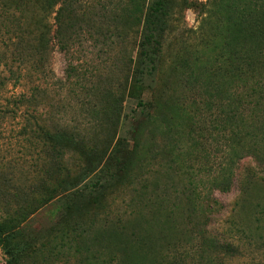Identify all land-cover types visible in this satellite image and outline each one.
<instances>
[{
	"label": "rangeland",
	"instance_id": "obj_1",
	"mask_svg": "<svg viewBox=\"0 0 264 264\" xmlns=\"http://www.w3.org/2000/svg\"><path fill=\"white\" fill-rule=\"evenodd\" d=\"M87 1L89 19L81 22L82 11L75 10L67 20L69 33H82L84 47L71 56L51 40L45 74L27 76L12 60V47L3 43L5 30L0 31V220L24 211L28 215L13 239L16 264H264V180L252 182L246 202L236 211L239 178L231 191L212 192L222 204L218 212L204 205L202 212L193 213L191 202L181 195L190 172L208 181L215 150L208 133L195 126L196 111L185 86L189 70L182 64L196 68L195 58L207 63L214 53L200 29L208 0H170L158 70L145 85L133 80L141 27L105 52L101 29L114 25L95 15L109 1ZM71 61L85 75L79 86L67 81ZM119 82L126 87L122 111L118 119L106 121L98 89ZM37 85L40 90L35 91ZM93 86L95 94L89 97L87 88ZM153 96L152 106L142 112L140 100ZM70 132L84 142L75 150L61 138L55 144L48 135ZM56 151L64 156L63 171L56 165ZM111 151L120 161L116 165L113 158V169L121 166L94 195L85 185ZM251 164V158L243 159L238 174ZM58 182L68 191L59 203L61 211L56 212V204L38 210L39 191ZM230 215L248 234H226ZM211 241H233L245 255L228 262L226 251ZM0 264H7L4 249Z\"/></svg>",
	"mask_w": 264,
	"mask_h": 264
},
{
	"label": "trees",
	"instance_id": "obj_2",
	"mask_svg": "<svg viewBox=\"0 0 264 264\" xmlns=\"http://www.w3.org/2000/svg\"><path fill=\"white\" fill-rule=\"evenodd\" d=\"M13 1L15 2L9 3L0 0V31L5 30L1 35L5 37L6 42L3 43L12 47V60L27 71V76L45 74L42 67L45 51L51 40L61 52L71 56H74L76 48L84 47V41L80 38L82 33H69L67 20L75 10L82 11L81 22L89 19L87 11L90 6L87 0ZM108 1L107 4H101L103 12L95 15L97 21L114 25V27L107 25L105 32L101 29L105 52H111L118 43L119 45L124 43L133 29L140 30L141 27L133 80L134 83L145 85V80L152 78L158 70L162 39L170 16V0H129L130 3L125 0ZM95 8H98L97 4ZM204 9L205 18L200 29L203 38L213 44L214 53L206 62L214 64L212 67L211 64H201V58L194 59L192 64L194 67L197 66L196 68H190L189 63L182 64L189 70L185 86L194 107L191 103L190 105L196 111L198 126L197 122L195 126L203 135L208 133L207 138L213 141L215 150L210 159L208 181L203 182L202 178L198 180L200 176L196 172H190L188 186L181 195L191 202L193 213L202 212L204 205H209L211 209L214 207L213 211L218 212L222 204L216 198H212V194L216 191L221 193L231 191L235 180L239 178V195L234 203L236 211V208H240L246 202L252 182L264 180V0H208ZM140 10L142 15H139ZM51 17L53 22L50 24ZM79 29L83 31L81 27ZM115 40L119 42L116 43ZM130 61L133 63V59L130 58ZM116 67L118 69L119 66ZM11 72L15 74L13 70ZM67 74V81L73 86L81 85L85 78V75L74 66L73 61L69 64ZM74 77L77 78L76 81ZM107 86L103 91L97 89L101 95V111L106 121H110L113 117L118 119L122 111L121 98L124 97L126 87L122 82L110 83ZM95 87L87 88L89 91L87 96L92 97V94H95ZM34 90H40V86L37 85ZM88 101L91 103V100ZM153 101L154 96L152 100L141 99L138 107L145 112L152 106ZM169 107L170 111L175 110L172 99ZM185 111L183 110V113ZM137 119H134L135 122ZM48 135L55 144L60 143L61 138V143L71 150L84 144L79 139L80 136L72 132L69 136H66V133ZM113 152L108 155L100 170L96 168L92 172L93 177L85 185L90 193L98 195L109 182V178L113 177V170L121 166L113 169V158L116 165L120 163ZM54 157L57 167L63 171L64 156L56 151ZM245 158H251L252 164L238 174L240 163ZM207 182L211 191L206 188ZM63 184L58 182L55 186L48 185L39 191L38 210L56 204V212L61 211L59 203L68 197V191L64 190ZM201 199L204 201L199 203ZM217 207L220 208L217 210ZM27 217L24 211L18 216L0 220V249L5 250L7 264H16L13 239L19 235L21 226L24 223L26 225ZM25 225L22 228H25ZM225 227L226 234H248V231L233 220L231 215ZM206 234L209 233L206 231ZM211 242L215 248L220 246L226 251L225 259L228 262L245 255L239 244L233 241ZM114 261L115 257L112 263Z\"/></svg>",
	"mask_w": 264,
	"mask_h": 264
}]
</instances>
